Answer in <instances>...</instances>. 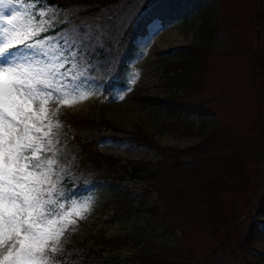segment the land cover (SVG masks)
I'll return each instance as SVG.
<instances>
[{
  "label": "rangeland",
  "instance_id": "1",
  "mask_svg": "<svg viewBox=\"0 0 264 264\" xmlns=\"http://www.w3.org/2000/svg\"><path fill=\"white\" fill-rule=\"evenodd\" d=\"M210 3L213 4L209 7L212 17L226 22L211 35L206 61L201 69L192 72L191 80L183 78L190 86L174 81L175 71L169 73L167 66L179 58L180 47L202 45L206 41L200 31L202 20L198 14L170 25H163L159 19L152 21L147 35L136 41L138 49L130 63V81L135 79V83L129 81L128 86L117 90L113 96L103 94L104 83L109 80L117 63L113 57L103 55L109 49L101 52L110 36L105 17L88 16L76 22L73 14L78 7L62 9L47 0H11L10 3L6 0V6L0 5V16L18 17L14 21L18 30H24L33 22H44L46 30L25 42L46 41L32 58L39 61L37 67L46 66V76L51 70L48 80L53 82L52 77H55L53 87L57 90L55 98L47 104L40 98L34 105L36 109L41 106L47 109L44 127L37 135L42 138V133L49 131L47 124L51 122L53 125L48 139H52L54 144L49 146L45 141L44 145L45 148L52 147V151H45L41 159H55L52 182L57 188L68 177L86 192L85 196L73 199L70 208L64 211L72 213L70 220L74 222L66 225L58 253L70 246L78 252L92 249L100 261L143 264L135 254L173 249L177 256L181 253L189 255L181 247L184 238L195 248L191 256L197 262L192 264H239L237 258L244 256L250 264H264V225L256 226L250 248L244 241L252 222L245 218L248 210L242 217L246 219L245 223L239 225L237 222L238 228L230 229L227 234L225 230H214L211 221L200 224L196 235L178 222L174 232H169L160 218L146 211L127 215L119 207L120 198L127 197L136 204L142 201L147 187L144 181H120L113 173L103 172L90 164L81 165L76 154L77 136L82 139L93 137L101 154L114 156L127 164L159 158L153 147L139 144L132 137V134L142 131L154 143L176 149L192 147L218 125L228 133L226 144L237 140L243 142L253 134L255 136L256 132L259 134L258 130L254 131V124L264 116L260 98L262 91L264 94V82L260 78L262 67L255 65V53L252 51L255 40L258 44L256 57L259 58L263 40L255 38L251 15L252 6L264 5V0H214ZM127 13H130V8ZM4 26L12 27L0 19V27ZM2 40L0 36V42ZM10 51H16L20 59L37 52L24 44ZM172 81L174 84L171 86L169 83ZM60 84L64 87L60 88ZM174 91L186 93L190 101L205 103L216 114L189 118L192 131L180 133L165 129L164 122L170 120L166 111L146 103L141 97L165 96ZM81 93L90 95L80 99ZM86 119L93 121L87 124ZM57 121L59 127H55ZM157 199L158 195L153 193L148 202L153 205ZM82 204H87L88 209L81 218L72 206ZM244 205L245 202L240 205L238 213ZM225 235L224 243L216 253L220 239Z\"/></svg>",
  "mask_w": 264,
  "mask_h": 264
},
{
  "label": "trees",
  "instance_id": "2",
  "mask_svg": "<svg viewBox=\"0 0 264 264\" xmlns=\"http://www.w3.org/2000/svg\"><path fill=\"white\" fill-rule=\"evenodd\" d=\"M47 1L63 9L78 7L73 14L76 22L88 16L105 17L104 22L109 26L110 36L106 39L101 52L109 49V52H104L103 55L113 57L117 61L109 80L104 83L103 94L107 96H113L117 90L128 86L130 63L138 49L136 41L139 37L147 35L148 26L153 20L159 19L163 25H170L178 20L188 19L194 14H198L202 20L200 31L205 36V44L180 47L179 58L167 66L169 73L175 71L176 80L174 81L182 86L183 84L191 85L184 82L183 78L191 80L192 72L201 69L206 61V51L209 49L211 35L218 32L220 24L226 22V20L221 21V18H213L210 14L209 7L213 5L210 2L214 0ZM252 7L254 35L256 39L263 40L259 58L256 57L258 44L255 40L253 47L255 49L252 52L255 53V65L259 64L262 67L260 78L264 82V5ZM129 8L130 13H127ZM172 51L173 49L168 50V52ZM174 81L169 85H173ZM262 87L264 89V85ZM260 98L264 114L263 91ZM141 99L152 106L164 109L170 120L165 121L163 127L180 133H184L185 130L192 131L189 118L216 114L205 103L190 101L186 93L181 94L178 91L170 92L165 96L144 95ZM263 119L264 116L254 124V131L258 130L259 134L256 132L255 136L253 134L252 138L243 142L237 140L226 144L225 139L228 133H225L221 125H218L212 127L198 143L187 149L160 146L154 143L144 131L132 134L137 143H145L157 151L159 158L155 161H133L123 164L114 156L101 154L96 146L97 141L93 137L82 139L77 136L76 154L81 165L90 164L103 172L113 173L120 181L126 179L144 181L147 187L142 201L136 204L127 197L120 198L119 207L127 215L146 211L149 215L160 218L169 232H174L176 224L180 223L188 227V231L192 230L194 235L195 231L199 230L200 224L205 225L204 221L208 223L211 221L214 230L223 232L225 230L227 234L230 229L238 228L237 222L239 225L245 223L246 219L242 217L248 210L245 218H250L252 222L248 226L244 241L250 248L256 226L264 225ZM92 121L86 119L85 123H92ZM58 189V197L65 205L62 212L70 208L73 199L86 195L83 187L74 184L68 177L59 184ZM153 193L158 195V199L150 205L148 199ZM243 202L245 207L241 213H238ZM225 238L226 235L220 239L216 253L220 250ZM193 246L190 243L187 244L186 239L183 238L181 247L189 253L187 256L183 253L177 256L173 249H161V251L137 253L135 258L143 264H192L191 262H197L191 256L194 253L193 250L195 251ZM95 255L96 252L92 249H83L78 252L68 246L63 252L56 253L55 264L114 263L111 260L100 261ZM237 260L239 264H250L246 256L238 257Z\"/></svg>",
  "mask_w": 264,
  "mask_h": 264
},
{
  "label": "snow or ice",
  "instance_id": "3",
  "mask_svg": "<svg viewBox=\"0 0 264 264\" xmlns=\"http://www.w3.org/2000/svg\"><path fill=\"white\" fill-rule=\"evenodd\" d=\"M0 5L6 6V0H0ZM0 19L12 26L0 27V264H55L66 225L74 221L70 220L71 212L61 211L65 205L52 182L55 159H41L45 151H52L44 145L45 141L49 146L54 144L48 139L53 125L47 124L49 131L43 132L42 138L37 135L44 127L47 109L34 105L40 98L47 104L57 90L53 87L55 77L53 82L48 80L51 70L46 76V66L37 67L39 61L32 58L46 41L25 43L46 29L43 21L18 30L14 23L18 17ZM21 44L37 52L20 59L10 49ZM130 82L135 83V79ZM87 95L90 93H81L79 98ZM59 126L57 121L55 127ZM72 207L81 218L88 209L87 204Z\"/></svg>",
  "mask_w": 264,
  "mask_h": 264
}]
</instances>
